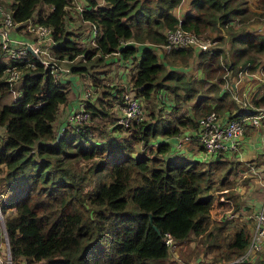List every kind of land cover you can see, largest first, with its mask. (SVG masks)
<instances>
[{
	"label": "trees",
	"instance_id": "obj_1",
	"mask_svg": "<svg viewBox=\"0 0 264 264\" xmlns=\"http://www.w3.org/2000/svg\"><path fill=\"white\" fill-rule=\"evenodd\" d=\"M69 1L12 0L3 5L19 24L18 29L34 15L35 21L49 25L54 43L50 47L57 60L72 62L80 55V61L70 64L74 73L106 65V56L117 53L127 60L138 57L131 88L147 104L159 100L160 90L183 100L195 99L193 95L199 92L196 85L204 91L196 96L193 117L177 112L180 104L163 114L153 103L149 117L131 124L134 130L125 138L102 141L107 130L99 131L97 139L90 126L75 124L57 137L59 108L70 102L67 82L55 78L32 54L34 66L19 65L21 76L9 81L7 67L11 62L0 59V211L12 264H169L174 262L169 260L171 247L184 244L192 235H204L207 252L225 245L230 250L227 260L241 255L250 239L247 225H236L231 238L222 240L219 231L229 220L217 223L212 212L218 208L221 212L224 204L229 206L214 199L215 187L224 193L229 190L219 188L224 185V176L215 185L214 171L225 162L235 165V161L221 153L204 162L182 156L171 159L168 142L153 143L158 134L172 136L183 127L194 128V117L211 109L217 113L235 109L231 117L248 113L228 92L220 91L218 71L222 66L214 65L219 49L173 52V57L180 56L183 61L197 58L203 77L190 82L177 70L167 69L153 46L137 48L121 43L161 44L165 41L163 29L177 24L196 33L210 28L220 32L224 42L230 38L232 60L226 67L233 75L239 65L250 67L249 61L256 62L264 54V33L250 30L247 24L256 13L248 0H190L181 20L173 13L181 0H103L102 4L85 0L80 17L90 28L92 24L96 27L95 43L86 46L80 45L79 32L67 29ZM259 3L258 13L264 14V0ZM90 76L99 83L96 73ZM209 92L214 104L206 103ZM115 93L117 96L111 93L108 97L106 92L108 98L102 100L109 105L108 110L85 104L90 119L114 117L112 106L120 91ZM260 101L264 104V96L254 99V104ZM131 126L116 124L112 130ZM138 143L149 146V153L137 152ZM210 165H215V170ZM230 193L236 209V193ZM2 234L0 229V240ZM166 234H170L172 246L165 243Z\"/></svg>",
	"mask_w": 264,
	"mask_h": 264
},
{
	"label": "rangeland",
	"instance_id": "obj_2",
	"mask_svg": "<svg viewBox=\"0 0 264 264\" xmlns=\"http://www.w3.org/2000/svg\"><path fill=\"white\" fill-rule=\"evenodd\" d=\"M183 2V6L189 8L190 5V0H182ZM6 4H8L10 1L9 0H5L4 1ZM98 2L100 4L104 3V1L102 0H98ZM260 0H248L249 6L252 9V11L256 12L255 14H252L250 16V18L248 19V25L250 28V25L252 26H256L257 28H259V32L260 33H264V14H259L258 12L261 11V9L259 8V3ZM258 4V6H257ZM86 6V2L85 0H70L69 1V5H68V16L66 19V23H67V29L70 30V32H72L73 34H76L78 31L81 33H83V31H87L90 30V38H84L83 40L80 38L81 35L78 36V40L80 45H88L89 43L91 44L92 39H93V33L91 32V28L86 25L87 22L83 21L80 17V10L83 9ZM45 9L47 10L48 7L46 6ZM251 11V10H250ZM239 25V24H238ZM237 26V25H236ZM87 28L86 30L83 28ZM20 33H24L25 35H29L30 34L28 32H26V29L24 27V29L19 28L18 30ZM91 33H92V38H91ZM88 35V33H87ZM199 35H201L205 40L207 41H212L213 39L217 40L216 43V48L219 49L218 54H216L217 56H215V60L214 61V65L216 64H220L222 67L219 69V73L221 74V81L218 83L219 87H222V84L224 83L225 77L224 75L227 73L228 75V79H231V77H233L235 74L230 75L231 71L227 69L226 65L229 62V60H232V56H231V52H229L228 48L231 46L230 44V38H228L225 42H224V37L221 35L220 32H217L213 29L210 28H206L204 29L202 32L199 33ZM143 44H149L151 45V43H149V41H144ZM45 45V44H44ZM152 46V45H151ZM43 48V46H42ZM155 48V47H154ZM51 48H49V52L47 50V53H43L42 58L45 60L48 59H53V54H52V50ZM193 52H197V50H193L190 49ZM225 50V51H224ZM158 53V50H155ZM164 53V52H163ZM118 55V54H117ZM117 55H109L106 56L105 59H107V64L105 65L103 63L99 64V65H95L93 68H90V63H86V66L89 67V71L88 72H83L82 73H74L71 72V63H74L76 61H80V55L77 56L74 61H68V60H57L59 64V67L57 69V73L58 76H60L62 73L66 74V73H72L71 76H76V81H74V89L77 92V95L80 96L81 94L78 92L79 89H84L89 88V90L92 93V97L94 96L93 99V104H97L96 106L98 108H102L104 110H108L109 109V105L106 104V101L103 102L100 98H108L106 95V91L107 93H109V96L111 93H114L117 91V93L120 91V95L119 97L122 96L121 92L128 90L131 88V76L134 75L135 70L137 68V61H138V57L137 56H131L130 58H128V61L126 59H121L119 58ZM173 53L171 55L168 56H164L163 58L160 57L163 61L166 62L167 64V69H174L177 70L179 72V74H182V77H185L188 81H193L196 80L200 77L203 76V72L201 69H198L197 66V58L195 57H188L186 61H183L182 58L180 56H178V58L173 57ZM116 59H113V58ZM159 58V59H160ZM160 59V60H161ZM121 60H126V62H124V65L122 63H118ZM101 63V62H99ZM248 63V61H247ZM117 65V66H116ZM116 66V67H115ZM241 65H239V69L244 68L241 67ZM122 69V70H121ZM125 72L124 76H121V73L119 72ZM236 71V72H237ZM92 73H96L99 77V83H95L93 81V77H91L90 75ZM217 76L213 77L210 82H212L214 79H216ZM232 80V79H231ZM20 79L17 81L19 82ZM114 82V83H113ZM209 82V83H210ZM113 83V84H112ZM209 83H206L205 85H208ZM97 89L96 93H95V89ZM196 88L199 90V92H197V94H194L193 96L196 99V96L200 93H202V91H204L203 88H200L198 85H196ZM206 88V87H205ZM105 90V91H103ZM111 92V93H110ZM134 92V91H133ZM74 93V92H73ZM173 94V93H172ZM171 92L166 91L163 93V96L159 98V100H157L156 98L153 100V103L155 104V110L161 108V112L163 114H166L170 108L172 109V111H174V104H180V107L178 109V111L183 114V115H190V113L193 114V111L191 110V106H192V102L193 100H183L182 97L177 96L174 98V94L172 95ZM209 96H212V92H209ZM89 97V98H92ZM118 97V98H119ZM117 98V99H118ZM117 99L113 102L116 103ZM176 99V103L175 100ZM143 103V107H144V118H148V112L150 110V108L152 107V104H147L144 100L142 101ZM262 109H264V104H262L260 106ZM111 111V109H110ZM211 111V110H210ZM112 113L114 114V117H109V116H104V117H99V116H92L91 119H89L84 125L86 126H90L91 129H93L94 136L95 138L99 139L98 133L99 131H104L107 130V135L105 136V138L103 140H108V141H113V140H117V139H122L125 138L126 136H128V134L134 130V127H131L129 129H123L121 131L118 130H112L113 127V120L116 118L117 114H116V107L112 106ZM200 114H197L194 118H197ZM191 116V115H190ZM194 116V115H193ZM159 135V134H158ZM157 135V136H158ZM148 149L149 146L144 147L142 144L138 143L136 144V150L137 152H144L146 154H148ZM145 150V151H144ZM214 157V156H213ZM214 159V158H213ZM225 159H227V157L225 156ZM210 160V159H209ZM229 162V161H228ZM209 167L213 168V170H215L214 168L216 167L215 165H210ZM230 171H228V168H230ZM242 170V165L238 164L235 162V165L233 164H229V163H224L222 164V166H220L219 168H217L213 174L214 180H215V185L218 186L219 184V180L220 178H222V176L225 177L224 180V185L219 186V188L221 187H227L229 190L224 193V191H221V189H218L217 187H215V189H213V195H214V199L215 201L217 200H221L222 202L228 203L229 206L228 208H225L226 205L224 204L223 207L224 209L221 210L222 212V217L224 218V220H226V212L227 210H236L234 212V216L238 214L234 217H232V219H228L229 223H227L226 227L222 228L221 231H219V235L220 238L222 240H227L228 238H231L232 234L234 231H236V229H238V227H236V225L238 223L241 222V219H239L241 217V215L239 214L240 211V207L244 206V207H249L252 208L254 206L253 203H256L257 200H259L262 196H263V187L262 188H253L251 190H249V187L251 185H253L252 181H251V177H243V175L239 174V171ZM1 175V174H0ZM264 180V179H263ZM0 187H2V182L0 181ZM240 189V191H239ZM230 192H235L236 196H237V200H238V207L236 209H234V206L231 207L229 202H233L232 200L234 198H232L231 196H229L231 193ZM229 196V197H227ZM0 197H1V192H0ZM238 210V211H237ZM253 210H251L252 212ZM251 212L247 211V214H250ZM218 214L215 215V217ZM212 219V218H211ZM244 221V220H242ZM215 222L220 223V221H218L217 219L215 220ZM246 223L249 222V226L251 224V221L246 220ZM250 231H251V227ZM0 229L2 231V239L0 240V244L4 243L5 239L4 237L6 236L4 231H5V224H4V215L1 214L0 211ZM249 231V233H250ZM204 239V235L201 236H194L192 235L184 244L181 245H177L175 247H171L170 250V257L169 260L177 257L179 258V261L174 260V262L169 264H229L230 261H233L235 258L233 259H229L227 260L225 258L226 254L230 252V250L225 246L222 245L221 247L217 248L214 247L212 248L210 251H206L205 246H204V242H202V240ZM255 254L258 255L257 258H255L253 262V264H264V248L258 252H256ZM224 258V259H223ZM251 262V261H249ZM168 263V262H166ZM12 264V262H11Z\"/></svg>",
	"mask_w": 264,
	"mask_h": 264
},
{
	"label": "built area",
	"instance_id": "obj_3",
	"mask_svg": "<svg viewBox=\"0 0 264 264\" xmlns=\"http://www.w3.org/2000/svg\"><path fill=\"white\" fill-rule=\"evenodd\" d=\"M4 1L5 0H0V59L6 63L11 62V65L7 67L9 74L7 79L9 81H13L17 80L19 76H21V70L18 68L21 64L30 67L34 66V63L30 59L31 54L38 57L43 65L48 68L49 72L55 78H58L57 69L59 64L56 59L54 57L53 59L48 60L42 58L43 53H47V50L53 42L50 37L51 27L35 21L36 18L34 15L32 18H29L24 25L26 32H28L30 36L34 37L33 40L21 38L19 35H13L12 31L16 28L18 29L19 24L11 18V12L3 5ZM91 26L92 33L96 36V27L93 24ZM24 27L21 29H24ZM163 34L165 36V41L163 43L151 45L160 51V53L161 51L164 52L162 53L164 56L171 55L175 50L182 48H190L197 51H211L217 47L216 39L207 41L199 35V33H196L193 30L185 29L180 24H177L172 28L165 27L163 29ZM44 41H46L47 44H43L42 48L40 43H44ZM93 43H95V39H93ZM135 43L136 42L133 40H127L121 44L125 45ZM27 47H30L32 52H30ZM261 67V63H255L253 68L245 66L244 68L238 70L236 74L231 77V79L241 80L243 78L249 79L248 77H251L264 83V72ZM227 75V73L224 75L225 80L228 79ZM164 92L165 91L162 90L159 97H162ZM121 94L122 96L119 97L116 102V110L118 111V114L113 120V125L118 124L126 127L134 122L142 120L144 116L142 100L136 96L132 88L121 92ZM233 97L241 105V108L245 110L253 109V112L242 116L229 117L225 120L215 110H211L200 116L196 120L194 138L197 142H199L200 146H202L205 154L214 156L221 153L225 155L228 152L232 153L237 151L239 148L238 139L244 133L247 125H259L264 117V109L253 107L250 100L244 93L237 94L234 92ZM89 112V110L82 106L70 116L69 121L80 127L90 119ZM178 135L181 134L179 133ZM187 138H189V136L186 134L182 135L181 138H179V141L175 144V148L181 149L182 140ZM233 215L234 214L230 212L227 213L228 218ZM253 218L254 224L250 234L249 243L245 251L233 261H230L229 264H238L240 261L250 260L252 255L263 248L264 206L256 209ZM4 239V243L0 244V264H11V255L7 237L5 236ZM164 241L169 246H172L173 244L170 234H166Z\"/></svg>",
	"mask_w": 264,
	"mask_h": 264
},
{
	"label": "crops",
	"instance_id": "obj_4",
	"mask_svg": "<svg viewBox=\"0 0 264 264\" xmlns=\"http://www.w3.org/2000/svg\"><path fill=\"white\" fill-rule=\"evenodd\" d=\"M10 1H12V0H10ZM183 2L184 1L181 0L179 6H177L173 10L174 15L179 19L183 18V14L188 9L187 7L183 6ZM83 21H85V20H83ZM87 24L88 25H86V26H88V28H89L90 23L87 22ZM83 29L86 30L87 28L84 27ZM91 29H92V26H91ZM249 29L255 30V32H259V28H257L256 26L250 25ZM18 30L19 29L13 30L12 34L13 35H19L21 38L33 40V38H34L33 36H29V35H25L24 33H20ZM91 32H92V30H91ZM87 33H88V35H87ZM79 35H81L80 38L82 40L84 38L89 39L90 38V30L83 31V33H81V31H80ZM91 38H92V33H91ZM93 39H95L94 35H93ZM93 39H92L91 43H93ZM43 44H47L46 41H44V43H40L41 46H43ZM52 45H54L53 42H52ZM131 45H135V46H137V48H139L143 45V43L141 44L140 42H136L135 44H131ZM49 48H51V47H49ZM162 53H163L162 51H161V53H160V51H158L159 58L164 57V55ZM115 55H117V54H115ZM113 59H116V58L114 57ZM160 59H159V61H162L166 64L165 61H163L162 59L160 60ZM126 60H124V61L121 60L118 63H122L124 65V62H126ZM249 63H251L250 67H252V68L255 66V63H261V65H262L261 68L264 72V54L261 55L260 59L257 60L256 62L249 61ZM136 70H137V68H136ZM136 70H135V72H136ZM119 72L121 73V76H124L125 72H121V71H119ZM71 75H72V73H66V74L62 73L60 76H58V78L62 82H67L68 87H69L68 96L70 99V102L66 106H60L57 119L55 120V126L58 130L57 132H59L60 135L66 133V129L70 128V126H71L70 124L73 125V122H70L69 119H70V116L74 112H76L82 106H85V104L94 102L93 99H94L95 95L92 97V93L89 90V88L85 87L84 89H79L78 92L81 95L80 96L77 95V92L74 89V86H75L74 81H76L77 78H76V76L74 78V76H71ZM132 76H131V78H132ZM198 77L201 78L200 76H198ZM248 78L249 79L243 78L241 80L226 79L227 81L224 80L225 84H222L220 91L228 92L229 97L232 100H234L239 107L241 105L233 97L234 92H236L237 94H243L244 93L247 96V98L250 100L253 107L261 108L260 106L263 104V102L260 101L259 103H256V105H255L254 99H260L262 96H264V83L259 81L258 79H253L251 77H248ZM97 89L98 88H96L94 90L95 93H96ZM160 93H162V90L159 91V94ZM112 95L117 96V94L115 92L112 93ZM89 97H92V98H89ZM108 97H109V95H108ZM252 97H253V99H252ZM100 99L104 100L103 98H100ZM118 99H117V101H118ZM190 100H193L192 106L190 107L191 110L193 111V114L190 113V115H191V117H193V115L195 114V111L193 110V104H194L195 99L193 98ZM215 102L216 101L212 97H209L206 101V103H208V104H214ZM95 105H97V104H95ZM116 105L117 104L114 103L113 106L116 107ZM242 111H248L247 114H249L250 112H253V109H250V110L242 109ZM177 112H179V111H177ZM235 112H236L235 109H231V110L223 109L222 111H219L218 114H220L222 116V118L225 120V119L231 117ZM116 114H118L117 110H116ZM243 114H245V113L243 112ZM202 115H199L197 118H195V122ZM180 132L185 133L187 136H189V138L182 140V142H181L182 148L181 149H176L175 144L179 141V138H181V136L184 135V134L178 135ZM180 132L178 134L172 135V136L158 135L155 138V140H153L154 138L152 139L153 143L155 144L157 141L168 142L171 145V149H172V151L168 154L169 158H171V159H177L181 156L186 157V158H190L192 160L193 159H199V160H202L203 162L211 159L210 155L205 154V152L202 150L199 142H197L196 139L194 138L195 127L194 128H186V127L184 128L183 127V128H181ZM102 141H104V140H102ZM238 142H239L238 150L235 152H232V153L231 152L226 153L225 154L226 157L229 158L230 160L235 161L236 163L238 162V164L242 165V167L244 166L245 169L242 168V170L239 171V174L240 175L242 174L243 177H251V181H252L253 185H251L249 187V190H251L253 188H262L263 187V196L259 200H257L256 203H253L254 206L252 208L244 207V206L240 207L239 214L241 215V217L239 219H241V222L238 223L237 225L246 224L248 231H250L249 227H251V231H250V234H251L252 227L254 224V218H253L254 212L256 211V209L262 208L264 206V180H263L264 179V117L262 118L259 125L254 126V125L248 124L244 133L238 139ZM239 191H240V189H239ZM229 203H230V206L232 205L231 207H233V202H229ZM251 210H253V211L251 212ZM247 211H249L251 213L247 214ZM212 212H213V217L215 220L216 219L218 221L224 220V218L222 217V212L219 211V208H218L219 213L217 211H215V209H212ZM228 212L234 214L235 211L227 210V212H226V216H225L226 219H232V217L234 215L232 217L228 218L227 217ZM216 214H218V215L215 217ZM237 214H238V212H237ZM242 220H244V221H242ZM246 220L251 221L250 226H249V222H247V223L245 222ZM179 245H181V244H179ZM175 246H177V245H174L172 247H175ZM263 248H264V246H263ZM257 257H258V255L254 254V255H252L250 260H246V261L243 260V261L238 262V264H253L252 261H254L255 258H257ZM171 260L179 261V258L174 257ZM249 261H251V262H249Z\"/></svg>",
	"mask_w": 264,
	"mask_h": 264
},
{
	"label": "water",
	"instance_id": "obj_5",
	"mask_svg": "<svg viewBox=\"0 0 264 264\" xmlns=\"http://www.w3.org/2000/svg\"><path fill=\"white\" fill-rule=\"evenodd\" d=\"M28 48V50L30 51V52H32V50L30 49V47H27ZM59 132H57V137H59ZM154 227V229L157 231V232H159V229L154 225L153 226Z\"/></svg>",
	"mask_w": 264,
	"mask_h": 264
}]
</instances>
